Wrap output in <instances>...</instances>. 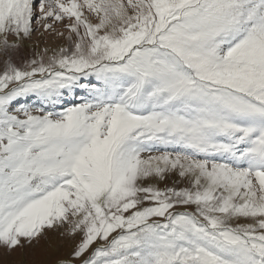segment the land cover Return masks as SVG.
<instances>
[{
	"label": "snow or ice",
	"instance_id": "6c2138e0",
	"mask_svg": "<svg viewBox=\"0 0 264 264\" xmlns=\"http://www.w3.org/2000/svg\"><path fill=\"white\" fill-rule=\"evenodd\" d=\"M37 3L67 43L3 61L0 264L48 233L54 264H264V0ZM35 7L0 0V53Z\"/></svg>",
	"mask_w": 264,
	"mask_h": 264
},
{
	"label": "rangeland",
	"instance_id": "374dc122",
	"mask_svg": "<svg viewBox=\"0 0 264 264\" xmlns=\"http://www.w3.org/2000/svg\"><path fill=\"white\" fill-rule=\"evenodd\" d=\"M50 21L51 20L48 22L50 23ZM36 27L37 28L32 31V34L28 39L22 40L20 42V47L18 50L8 53L7 56H5L3 53H0V71L3 70V61L9 57L17 66H22L27 61L36 58L39 53H43L45 49H48L49 54H51L52 51L58 49L60 46L66 45L67 41L65 38L56 35V31H64L65 36L67 35L63 23L54 24L53 28L55 31L49 30L46 32L41 29L42 25L37 23ZM13 39V37L9 36L10 43L13 41ZM146 155L147 153L145 156ZM174 180H176V177H169L165 181L160 182L158 186L160 188L172 186ZM177 186H184V184H179ZM179 210L182 211L183 209ZM76 239H78V237ZM74 242V240H69L67 238L60 239L56 233H48L47 241H42L41 247L50 248L52 250L49 252V254L40 256L38 259L47 260L49 264H54V262L58 259H67ZM16 258V253H13L11 256L7 257L9 260H15Z\"/></svg>",
	"mask_w": 264,
	"mask_h": 264
},
{
	"label": "bare ground",
	"instance_id": "6f19581e",
	"mask_svg": "<svg viewBox=\"0 0 264 264\" xmlns=\"http://www.w3.org/2000/svg\"><path fill=\"white\" fill-rule=\"evenodd\" d=\"M58 39V38H57Z\"/></svg>",
	"mask_w": 264,
	"mask_h": 264
}]
</instances>
